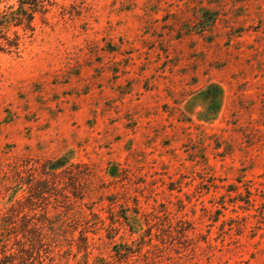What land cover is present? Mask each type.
Returning <instances> with one entry per match:
<instances>
[{"label": "rangeland", "instance_id": "374dc122", "mask_svg": "<svg viewBox=\"0 0 264 264\" xmlns=\"http://www.w3.org/2000/svg\"><path fill=\"white\" fill-rule=\"evenodd\" d=\"M34 23L0 50V219L34 263L264 264V0H56Z\"/></svg>", "mask_w": 264, "mask_h": 264}, {"label": "trees", "instance_id": "16d2710c", "mask_svg": "<svg viewBox=\"0 0 264 264\" xmlns=\"http://www.w3.org/2000/svg\"><path fill=\"white\" fill-rule=\"evenodd\" d=\"M55 3L56 0H16L15 5L4 10L0 14V50L19 53L25 38L31 37L35 32L36 16L49 12ZM18 29H22L23 33L20 34ZM9 32H12L14 36H11ZM125 219H127L126 216ZM12 224L10 215H5L0 219V248L2 253L0 264H35L33 261L35 256L27 246L28 239L25 237V230L22 228V238L16 239L15 237L13 239V234L15 236L17 234L13 231ZM125 248H128L126 253H122L126 249L115 251L120 261H127L133 253L131 248ZM37 257L41 258V255Z\"/></svg>", "mask_w": 264, "mask_h": 264}]
</instances>
